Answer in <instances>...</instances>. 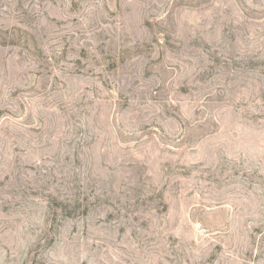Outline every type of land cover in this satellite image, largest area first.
<instances>
[{"label": "rangeland", "instance_id": "374dc122", "mask_svg": "<svg viewBox=\"0 0 264 264\" xmlns=\"http://www.w3.org/2000/svg\"><path fill=\"white\" fill-rule=\"evenodd\" d=\"M0 264H264V0H0Z\"/></svg>", "mask_w": 264, "mask_h": 264}]
</instances>
